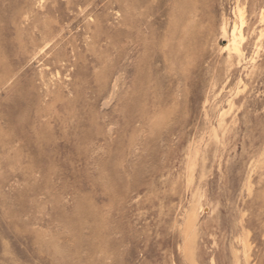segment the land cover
<instances>
[{"label": "rangeland", "instance_id": "1", "mask_svg": "<svg viewBox=\"0 0 264 264\" xmlns=\"http://www.w3.org/2000/svg\"><path fill=\"white\" fill-rule=\"evenodd\" d=\"M263 8L0 0V264H264Z\"/></svg>", "mask_w": 264, "mask_h": 264}, {"label": "bare ground", "instance_id": "2", "mask_svg": "<svg viewBox=\"0 0 264 264\" xmlns=\"http://www.w3.org/2000/svg\"><path fill=\"white\" fill-rule=\"evenodd\" d=\"M262 10V9H261ZM263 12H264V8H263ZM242 13V12H241ZM263 15V14H262ZM48 22V21H47ZM243 19L240 20V23L238 25L236 24H233L232 26V29H231V43L233 44V49L235 51H239L240 50V47L238 44H235V36L237 35V33L241 34V28H242V25H243ZM31 23V22H30ZM241 39V38H240ZM51 40V39H50ZM49 42V41H48ZM189 220V219H188Z\"/></svg>", "mask_w": 264, "mask_h": 264}]
</instances>
